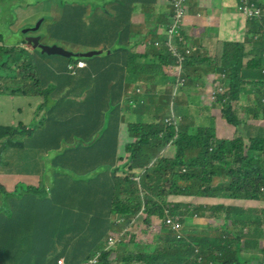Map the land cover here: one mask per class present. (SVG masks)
Wrapping results in <instances>:
<instances>
[{
  "label": "trees",
  "instance_id": "16d2710c",
  "mask_svg": "<svg viewBox=\"0 0 264 264\" xmlns=\"http://www.w3.org/2000/svg\"><path fill=\"white\" fill-rule=\"evenodd\" d=\"M103 1L116 2V0H59L62 7L60 18L52 24H47L44 28L45 32L56 42L55 44L61 45L68 51L100 50L99 55L110 52V56L122 53L125 83L151 81L154 79L151 73L155 74V81L166 76L174 77L176 66H172L173 60L163 44L159 47L151 45L139 56L135 48H130L128 44L120 41V31L125 20L121 15L118 17V14L110 17L105 12L107 5L102 3ZM11 6L12 4L4 9ZM96 8L103 10L105 15L96 13L88 15V10ZM121 11H123L122 4ZM21 20L24 18H17L18 25L24 24L18 23ZM44 20L45 18L42 24ZM213 20L215 18L207 16L198 26L200 41L206 49L208 59L192 56L186 60L183 71L188 78H185L181 86H177L174 96L176 98L188 84L193 86L194 83H199L197 86L202 87L204 83L206 86L221 84L223 92L208 97L210 106L197 109L195 99L190 95L188 105H183L186 108L182 105L177 106V101L174 103L175 107L172 102L167 104L165 114L167 116L165 119L162 117L161 123L158 122L156 115L161 112L163 115L164 110L155 108L149 116L151 119L149 123L148 120H139L141 114L150 111L145 104L146 95L125 91L123 102L130 108L125 116H128L127 132L135 139L125 147L128 155L123 161L125 159L128 165L118 168L108 176L102 175L101 184L89 189L85 186L86 192L84 189L53 191L51 199L54 206L71 213L78 222L73 227L85 229L86 224L90 223L89 233L85 231L84 234L89 237V243L84 241L82 236V246H77L76 251L68 253L67 264H79L87 259L88 256L84 253L86 248L91 250L92 255L99 252L96 264H245L249 260V264H253L258 263L262 257L264 259V207L260 205L264 203V137L245 139L240 132H236L237 134L230 140L217 137L214 119L208 116V113L214 110L213 107H218L221 117L234 129L241 127L240 116L247 114L255 120L264 118V90L259 91L262 95L259 96L257 105V110H260L261 114L254 111L247 112L244 106H238L241 104L240 96L247 87L253 88L264 84V47L263 45L260 49L257 47L259 43L264 42V22L255 18L247 19V30L243 39L222 41L209 34ZM34 24L21 27L19 32ZM142 38L144 37H139L138 41H144L145 45H148L147 39L142 40ZM111 39H116V42L109 43ZM162 40L164 41V38ZM74 48L77 50H73ZM27 53L28 50L25 48L4 45L0 36V95L13 86V83H19L17 72L30 70L29 64L33 57L35 60L36 54H39L37 51L30 52V55ZM150 53L160 61L151 60L148 57ZM58 58L65 62L63 72L71 76L76 75V70L70 63L89 60V58ZM199 58L201 61L198 60ZM19 60L23 61L21 70L15 67ZM32 71L31 69L29 72ZM201 71H206V76L202 75ZM8 73H14V77L6 76ZM216 73L220 75L217 76ZM197 86H193L194 90ZM52 87L54 86H49L43 92L45 100L53 104L49 111H54L49 113L47 110V120L39 122L37 135L46 141L56 143L58 136L54 133V129L60 127L61 123L56 125L52 115L56 108L59 110L60 102L65 101L55 98V88L51 89ZM13 90L10 93L16 94ZM106 97L110 98V102H120V96L116 95L115 89L106 92L95 86L88 89L85 98L80 101V109L74 107L75 101L70 104V109L80 110L83 115H87L89 112L85 111H89ZM152 99L155 100V94ZM109 111L117 119L115 121H122L118 120L120 113H123L119 105H115ZM132 111L138 114L136 123L131 122ZM194 111H203L204 114L196 128L198 133L195 136L192 134L193 130L182 123L183 116H189ZM96 113L99 111H93L91 114ZM166 119H169V122ZM5 122L0 125L1 160H4L1 155L3 149L6 151L9 145H13L11 142L4 145L5 140L9 139L8 135L11 133L19 135L22 128L20 124L14 126L9 121ZM105 133L109 135L110 146L115 147L117 130L107 128L103 131V134ZM20 144L21 141L13 146L19 149ZM167 145L175 148V154L165 152ZM139 169L141 174L138 180H134L131 171H139ZM217 177L218 180L214 182ZM39 191L41 195L46 194V189L43 187L39 188ZM1 194L11 196L6 205L4 203L6 196L2 198L0 204V243H3L7 242L4 237L6 218L8 222H13L14 216L29 212L32 214L34 204L28 203L27 197H22L19 189L14 190L13 194L1 190ZM187 199H193V202L184 203ZM217 199L236 200L240 206L235 207L231 203L223 202L213 203ZM90 200L92 203L85 205ZM103 202L107 205V214L115 219L129 220L138 215L147 225L152 224L154 217L159 219L161 221L159 230L152 242L142 243V246L151 249L139 250L135 254H123L121 258L114 255V248L105 250L104 237L118 231L119 226L115 223V219L106 220L109 223L107 228H105L106 222L99 221ZM254 203L259 204L253 205ZM92 207L96 211L98 220H93ZM104 211L106 210L102 212ZM88 213L92 214L91 218ZM193 215H199L207 220L203 225L202 234L192 233V229L182 227L193 218ZM165 216L171 217L181 227L176 230L165 224ZM229 219L235 227L234 232H231L226 225ZM219 220L224 224L214 227V222ZM178 233H181L179 238ZM245 238L248 239L247 242L242 243ZM18 242L19 240L16 241ZM243 253L253 258L245 259L242 257ZM20 254L22 248H18L15 244H10L7 250L6 246L0 244V264H14ZM200 258L202 262H199ZM57 260L58 256L54 254L48 259V264H58Z\"/></svg>",
  "mask_w": 264,
  "mask_h": 264
},
{
  "label": "crops",
  "instance_id": "0c3cea01",
  "mask_svg": "<svg viewBox=\"0 0 264 264\" xmlns=\"http://www.w3.org/2000/svg\"><path fill=\"white\" fill-rule=\"evenodd\" d=\"M260 1L264 9V0ZM102 3H106L105 12L110 17L117 14L118 17L120 15L123 16L125 24L122 25L123 28L120 31L119 39L123 43L128 44L130 48H135L137 55L140 54L139 56H141L144 49L150 47L156 41H159L161 45L163 44L162 38H164L165 24L171 13L170 0H116V2L103 1ZM236 3L237 0H187V16L182 28L185 40L189 43L196 41L195 36L198 26L202 24L203 18L207 16L215 18L214 23L209 27L212 37H217L222 41L241 40L242 37L239 38V36L241 34L245 35L247 26L246 20L236 12ZM121 4L123 11H121ZM44 9L43 14L46 17H44V23L39 28L43 33L39 30L36 33L41 36L42 42L46 36L49 37L44 28L47 24H52L60 18L62 7L59 0H49L44 5ZM92 13L101 16L105 15L100 8L88 10V15ZM41 17L38 15L32 19L25 18L18 23L32 24V20ZM239 18L242 19V22L238 21ZM152 21L153 23H151ZM87 23L89 22L87 21ZM19 28L18 24L13 23L11 32L18 33ZM130 29L139 30V33L137 31L135 36L144 37L142 40L147 39L148 45H145L144 41H138L137 39L130 41ZM186 41L183 44L185 47ZM108 42L113 44L116 39H111ZM18 43H21V36L16 40L15 46ZM6 44L9 46L8 43ZM201 49L203 52L205 51L204 47ZM80 50L83 49L77 51ZM32 52L35 51L32 50ZM109 56L110 54L106 56L101 54L93 56L94 58H89V60H84L86 66L76 69L75 76L63 72L65 62L60 58L48 59L39 55L35 57V60L41 65V69L31 73L33 82L30 83L33 85L29 81L25 82L27 89L23 91L27 92V95L22 96L21 101L24 128L20 136V147L16 149L15 146L9 145L3 155L4 160L0 159V188L12 194L14 190L19 189L20 195L27 197L28 203L34 204L32 214L29 212L28 214L14 216L13 222H8L6 218L4 222V237L7 242L4 241L0 244L6 246V250L10 244H15L18 248H22V254L15 260L14 264H48V259L54 254L58 258H63V263L57 262L58 264H67L68 253L76 251L77 246H82V236L84 241L89 243V237L84 234L85 231L89 233L90 223L86 224L85 229L83 227H73L78 223L76 219L71 216L70 219L65 221L66 217L64 216L59 219L60 224L56 225L58 219L54 217L56 210L52 203L51 195L55 190L64 189H84V192H86L85 186L89 189L101 184L102 175L108 176L118 168H124L128 165L125 159L123 161V158L128 155L125 147L127 143L131 142L129 139L130 135L126 129L128 116H125L128 111L120 113L118 119L122 120L120 122L115 121L117 119L109 111L115 105L125 109L123 105L125 91L134 93L137 87L141 88L144 86L143 92L147 97L145 104L150 108V111L141 114L140 121L148 120L155 108L164 110L162 117H165L168 105L165 103L164 93H169V90L161 91L157 87L169 81L171 86V82L175 80H171V77L166 76L155 81V74L151 73V76L154 77L153 80L136 82L129 86V82H124L125 73L122 69L124 55L117 53ZM51 61L54 62L52 64L53 68L49 67ZM49 86H54L51 89L55 88L54 96L57 100L64 99L65 101L60 102L59 110L55 107L56 111L52 115L56 125L61 123L60 127L54 129V133L58 136L56 143L46 141L37 135L40 127L39 122L44 121V119L47 120L46 111L48 110L49 113L54 111H49L53 104L45 100V93L43 92ZM95 86H99L100 89L106 92L115 89L116 95L120 96V102H110V98L106 97L92 109L85 111L89 112L87 115H83L80 110L70 109V104L73 101L76 102L74 107L80 109V101L85 98L88 89H92ZM206 87L214 88V86ZM193 90L194 88L190 84H188L187 88L181 90L176 96V105H182L183 108H186V106H183L181 95L190 92V95L195 99L197 109H203L205 106L201 104V100H209L208 95L203 93L201 95L199 93L193 94L191 92ZM154 92L155 100L152 99ZM156 92L158 93L156 94ZM255 95L254 89H248V100L246 102L241 101L238 106H244L247 112L252 113L254 111L261 114V111L257 110L258 104L253 99ZM213 108L214 110L218 109V107ZM93 111H99V113L91 114ZM132 116L133 120L131 122H137L138 114L132 111ZM208 116L214 119V129L217 137L230 140L237 134L236 132H240L245 139L264 137V118L255 120L247 114L240 116L242 120L241 127L234 129L222 117L221 120L216 122V117L212 113H208ZM188 117H196V125H199V121L204 117V114L203 111H194ZM261 123L263 125H260ZM183 124L190 130L196 129L193 126L195 125L194 123L190 125ZM107 128L117 130L115 147L110 146L109 135L107 133L103 134V131L107 130ZM165 152H171L172 154L170 148H166ZM137 174L138 171H131L132 178H137ZM41 187L46 189L45 195L40 194L39 188ZM10 197L9 194L5 197V205ZM33 197L35 199L32 200ZM218 200L220 199L214 201ZM91 203L92 200L87 201L85 205H90ZM103 203H101V211L98 218L99 221L106 222L105 228H107L109 223L106 220H113L114 218L107 214V205L104 203V207H102ZM0 204H2V199H0ZM92 210L93 220H98L93 207ZM103 210L106 211L102 212ZM88 215L91 218L92 214L88 213ZM18 240L19 242L16 243ZM67 244L68 246L66 247ZM84 253L88 257L92 255L91 250L87 248Z\"/></svg>",
  "mask_w": 264,
  "mask_h": 264
},
{
  "label": "rangeland",
  "instance_id": "374dc122",
  "mask_svg": "<svg viewBox=\"0 0 264 264\" xmlns=\"http://www.w3.org/2000/svg\"><path fill=\"white\" fill-rule=\"evenodd\" d=\"M48 1L49 0H0V36H1L3 44L8 46L6 44V43H8L9 46L14 47L16 40L18 38H20V36H21V43H18L17 46L18 47L22 46V48H25V50H28L27 55H30L31 54L30 52H32V49H33V47H32L33 45L31 43L24 41V36L21 32L12 33L11 32L12 31L11 26L13 23L17 24V18L23 17L24 19L25 18L32 19L38 15H40L42 17H46V15L43 14V12L45 11L44 5ZM185 3L187 4V0ZM11 4H12V6L10 8L4 9ZM239 7H240V2H237L235 5L236 12L238 13V15L240 17L242 16L247 21L245 16L243 14L239 13ZM12 9L14 10L13 12H15V13L12 12ZM262 10L264 11V9H262ZM209 17H211V16H209ZM36 20L37 19L32 20V24H34L36 22ZM238 21L242 22V19L239 18ZM10 23H12V24L10 25ZM151 23H153V21ZM29 25H31V24H19L20 28L25 27V26H29ZM193 26L195 27L194 24H193ZM39 31L42 32L41 29H39ZM137 31L139 33V30L130 29V37H129L130 41H133L135 39L138 40V37H140V36H138V37L135 36ZM27 34L30 35L32 33H27ZM34 34H36V33H34ZM209 34H210V32H209ZM139 35H142V34H139ZM166 36H167V41L165 43H163V46L165 47L168 54L170 55V57L173 60L172 66L175 67V65L180 64L181 62H184V58H185V62H186V60H188V58L192 57V56L193 57L197 56L200 58L208 59V55H206V53H205L206 49L204 52L201 49V48H203V46L201 44L202 42L200 41V34L198 33V30L196 32V36H195L196 41H194V43L187 42L185 40L183 34L182 35H169V33H166ZM243 36H244V34H241L239 36V38L242 37V39H243ZM176 41H182V45L179 47L176 44ZM184 41H186V43H187L186 47L183 46ZM42 43L45 45H53L56 42L54 40H52L50 37L46 36ZM169 43H170V45H169ZM263 43L264 42L259 43V46H257V47L260 49L261 46L263 45ZM12 45H14V46H12ZM154 46L159 47V46H161V44L158 41L157 44L154 43ZM177 49H179V51H177ZM73 50H77V49L74 48ZM253 53H255V52L253 51ZM36 55H39L43 58H48V59L58 58V57H55L53 55L48 56L46 54H43V55L36 54ZM102 55L106 56L107 54L105 52H103ZM148 57L151 60H153L154 62L160 61V60H157L156 56L151 55V53ZM200 58L198 59L199 61H201ZM22 63H23L22 60L21 61L19 60L17 62V65L15 66L17 68V70H21L23 68ZM53 63L54 62L51 61L50 65H49L50 68H53L52 67ZM199 64H202V63H199ZM29 66L33 71L41 69V65L36 60H34V57L31 61V63L29 64ZM30 70H28L26 72H22V73L17 72L18 73L17 78L19 79V83H13V86H10L9 88H7L5 90V92L0 95V125L2 126L3 124L6 123L5 121H9L14 126H16L17 124H20L22 127L19 135H14L13 133L8 135L9 139L5 140L4 145L8 144L9 142H11L13 145H15L18 142L20 143V136H21L22 130L24 128V123L22 122L23 112L21 110V101H22V96L27 95V92L23 91V90L27 89L25 82H28V81H29V83L33 82V78L31 77V73L33 71L29 72ZM206 71H204V72L201 71L200 73L205 76ZM216 75L219 76L220 73H216ZM6 76L14 77V73H8ZM26 77H27V79H25ZM180 78H182V79L171 82V86L169 85V83H170V81H169L166 84L157 87V88H160L161 91H168L169 90V93L168 92L164 93L165 103L169 104L170 102H172L174 107H175L174 103L176 102V98L174 97L176 95V93L174 90L177 86H181L182 83H184L183 78H188V76L184 73V71H182ZM200 83L202 84L201 81H200ZM131 84H129V86ZM197 84H199V83H194L193 86H197ZM31 85H33V84H31ZM129 86H128V88H129ZM12 89H14L13 91L16 94L10 93L12 91ZM144 89H145L144 86H142L141 88L137 87L135 89L134 93L144 94V92H143ZM248 89L249 90L250 89L255 90L256 95L253 96V99H254L256 104H259L258 98H259V96L262 95L259 93V91L264 90V84L253 86V88H251V87L247 88L242 93V95L240 96V101L246 102L248 100V97H247V90ZM191 92L193 94L199 93L201 95L202 93L204 94L205 92H207L209 94L210 90L207 89V87L204 85V87L197 86V88ZM157 93L158 92H156V94ZM153 94H155V92ZM189 96H190V92H188L187 94L181 95L182 102L184 103V105H188ZM2 101H4V102L2 103ZM201 104L203 106H209L211 104V102L207 99H203V100H201ZM123 105L125 108V109H123V113L130 110L128 105L125 104L124 102H123ZM211 113L213 116L216 117V122L221 120V113H220L219 109L211 110ZM45 116H47V111L45 113ZM156 116H158V122L161 123L162 115L157 114ZM166 116L167 115H165L164 119L166 118ZM166 121L169 122V119H166ZM180 121L181 120H179L178 123H180ZM182 121H183V123H186L187 125L194 123L195 125H193V126H195L196 128L198 127V125H196L197 124V118L196 117L189 118L188 116H185V117L183 116ZM148 122L149 123L151 122L150 118L148 119ZM132 123H136V122H132ZM260 125H263V123H261ZM126 129H127V124H126ZM197 133H198V130L196 131V129H194L192 131V134H194V136L197 135ZM192 138H193V136H192ZM129 139L131 142H134V140H135L132 137H130ZM166 148H170L172 150V154L173 153L175 154V148L173 146L167 145ZM4 153H5V149H3L1 155L3 156ZM140 174H141V171L139 169L138 174H137V178H135L134 180H138V177L140 176ZM217 180H218V177L214 180V182H216ZM1 190L5 191V189H0V199L4 198L6 196V195L3 196L1 194ZM192 202H193V199H187L184 201V203H186V204H191ZM216 202L231 203L232 206H235V207L240 206V203L236 202V200L220 199ZM216 202H213V203H216ZM258 204L259 203H254L253 205H258ZM260 205L262 207H264V203H260ZM54 208L56 210L54 217L58 219V222L56 225L60 224L59 219L63 218L64 216L66 217L65 221H67L68 219L71 218V214L69 212L64 211V210H59L55 206H54ZM143 210H144V208L141 210V212ZM193 217H194L193 219L188 220L185 223L184 229L189 228V229H192L191 230L192 233L194 232L196 234H202L203 230H204L203 225L207 223V220L203 219L199 215H197V217H196V215H193ZM112 218H115V217H112ZM219 221L214 222L213 226L216 227V225L224 224V222L222 220H219ZM64 222H63V224H64ZM115 222L118 224V226L120 228L118 231V236L115 238L112 235H110V238H113V240H114L112 246L115 249L114 255L117 258H121V255H123V254H135L139 250L151 249V247L147 248V247L142 246V243H151L152 242L154 235L156 233H158L159 225L161 223V221L159 219L154 217L152 219V224L147 225L141 217H137V216L132 217L129 220L116 219ZM226 225L231 232H234L233 228H235V227H234L231 219L228 220ZM247 240L248 239L245 238L241 242L244 243V242H247ZM109 242H110L109 239H107V243H109ZM132 242L134 244H132ZM242 257L245 259L253 258V256H249L247 253H243ZM252 262H256V261H252ZM249 263H250V260L248 262H245V264H249ZM257 264H264L263 257L261 258V260Z\"/></svg>",
  "mask_w": 264,
  "mask_h": 264
},
{
  "label": "built area",
  "instance_id": "2783aa9c",
  "mask_svg": "<svg viewBox=\"0 0 264 264\" xmlns=\"http://www.w3.org/2000/svg\"><path fill=\"white\" fill-rule=\"evenodd\" d=\"M184 1L185 0H172L173 6L175 7V15L173 17V22L170 25L168 31L170 35L178 31L179 23L183 17L184 14ZM240 2L239 12L245 16L246 19H259L263 20L264 22V11L262 10V7L259 5L257 0H238ZM157 44V43H156ZM170 45V43H169ZM85 66V63L83 61H77L74 65L75 68H82ZM209 94L211 96H214L215 93H221L223 92V87L221 84H218L214 86V88L210 89ZM165 224L170 225L173 229H179L180 224L173 221V219L169 216L165 217ZM180 237V235H178ZM108 245L113 244V238H109ZM58 262H62V258H59ZM96 262V256L90 257L87 260L83 261L81 264H95Z\"/></svg>",
  "mask_w": 264,
  "mask_h": 264
},
{
  "label": "water",
  "instance_id": "95a60500",
  "mask_svg": "<svg viewBox=\"0 0 264 264\" xmlns=\"http://www.w3.org/2000/svg\"><path fill=\"white\" fill-rule=\"evenodd\" d=\"M43 19H39L33 26L23 28L21 30V33L24 36L25 42L31 43L33 46V49L37 51L40 55L46 54L48 56L53 55V56H58V57H63L66 59H71V58H91L93 56L99 55L101 53L100 50H87V51H68L65 48H63L60 45L53 44V45H45L41 42V36L40 35H28L27 33H35Z\"/></svg>",
  "mask_w": 264,
  "mask_h": 264
},
{
  "label": "clouds",
  "instance_id": "9594fccd",
  "mask_svg": "<svg viewBox=\"0 0 264 264\" xmlns=\"http://www.w3.org/2000/svg\"><path fill=\"white\" fill-rule=\"evenodd\" d=\"M171 1V13H170V16H169V18H168V20H167V22H166V24H165V31H164V42L163 43H165L166 41H167V36H166V33H169V31H168V29H169V27H170V25L172 24V22H173V17H174V15H175V7L173 6V3H172V0H170ZM258 1V3H259V5L262 7V9H263V4L261 3V1L260 0H257ZM186 0L184 1V4H183V6H184V14H183V17H182V19H181V21H180V23H179V28H178V31L177 32H175V33H173L172 35H182V28H183V25H184V20H185V18H186V16H187V9H186ZM237 2H238V0H237ZM42 19L44 18V17H41ZM41 18H39V19H41ZM39 19H37L36 20V22L39 20ZM42 24V23H41ZM169 35H170V33H169ZM41 42H42V39H41ZM158 41H156V42H154V43H157ZM154 43H153V45H154ZM176 44L180 47L181 45H182V41H176ZM155 47H157V46H155ZM33 50V49H32ZM33 51H35V50H33ZM80 51H83V50H80ZM177 51H179V49H177ZM58 57V56H57ZM77 59H80V58H77ZM77 61H83L84 63H85V61L84 60H77ZM77 61H75V62H73V63H70V65H72V66H74L75 65V63L77 62ZM184 63H185V58H184V62H181L180 64H177V65H175L176 66V73H175V76L174 77H171V80H175V81H177V80H180V79H182V78H180V75H181V72L183 71V66H184ZM85 66H86V63H85ZM84 66V67H85ZM84 67H82V68H84ZM76 69H80V68H75V70ZM184 80H186L185 78H183ZM177 88V87H176ZM176 88H175V90H176ZM207 89H209L208 87H207ZM174 90V91H175ZM173 91V92H174ZM204 94H207L208 95V97L210 96L207 92H205ZM263 104H264V99H263ZM140 214V213H139ZM137 217H138V215H137ZM166 217V216H165ZM197 217V216H196ZM194 218V217H193ZM192 218V219H193ZM115 219V218H114ZM116 219H121V220H124L123 218H116ZM116 219H115V221H116ZM116 223V222H115ZM117 224V223H116ZM118 225V224H117ZM184 226H185V223H184V225H182V227L184 228ZM181 227V226H180ZM120 229V228H119ZM187 229H189V228H187ZM119 231V230H118ZM118 231H115V232H111V233H109L107 236H106V238H105V246H104V249L105 250H107V249H113L114 247L112 246V245H108V243H107V239H109L110 238V235H112L113 237H117L118 236ZM178 235H180L181 236V233H178ZM179 238V237H178ZM98 255H99V252H96L95 254H93V255H90L88 258H90V257H93V256H96V262H97V258H98ZM87 258V259H88ZM87 259H85V260H87ZM58 260H59V258H58ZM58 260H57V262H58ZM84 260V261H85ZM203 260L200 258L199 259V262H202ZM96 262H95V264H96ZM58 263H63V258H62V262H58Z\"/></svg>",
  "mask_w": 264,
  "mask_h": 264
}]
</instances>
